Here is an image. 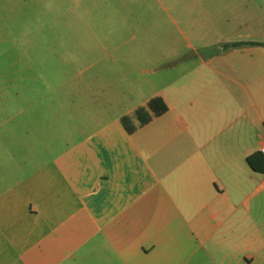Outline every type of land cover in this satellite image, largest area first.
Returning a JSON list of instances; mask_svg holds the SVG:
<instances>
[{"label": "crops", "instance_id": "crops-1", "mask_svg": "<svg viewBox=\"0 0 264 264\" xmlns=\"http://www.w3.org/2000/svg\"><path fill=\"white\" fill-rule=\"evenodd\" d=\"M243 49L192 92L167 84L74 138L75 118L4 135L0 264H264V173L246 162L264 145V46Z\"/></svg>", "mask_w": 264, "mask_h": 264}, {"label": "rangeland", "instance_id": "rangeland-1", "mask_svg": "<svg viewBox=\"0 0 264 264\" xmlns=\"http://www.w3.org/2000/svg\"><path fill=\"white\" fill-rule=\"evenodd\" d=\"M250 41L264 0H0V140L72 118L74 138L167 84L192 92Z\"/></svg>", "mask_w": 264, "mask_h": 264}, {"label": "trees", "instance_id": "trees-1", "mask_svg": "<svg viewBox=\"0 0 264 264\" xmlns=\"http://www.w3.org/2000/svg\"><path fill=\"white\" fill-rule=\"evenodd\" d=\"M243 44H251V45H262L264 46V43L262 42H255V41H250V42H232L228 43L224 46V48L228 47H239ZM147 108L152 112L153 115L157 116L160 114H163L164 112L167 111V105L163 101V99L159 96L152 97L148 102H147ZM135 115L138 119L139 124H145L148 122L151 118V115L148 113H145L142 108L137 109L135 112ZM122 123L124 124V127L128 132H132L134 129V126H130L128 124V118L127 117H122ZM246 162L250 166V168L256 172H261L264 173V155L261 154L259 151L253 152L249 154L246 157Z\"/></svg>", "mask_w": 264, "mask_h": 264}, {"label": "built area", "instance_id": "built-area-1", "mask_svg": "<svg viewBox=\"0 0 264 264\" xmlns=\"http://www.w3.org/2000/svg\"><path fill=\"white\" fill-rule=\"evenodd\" d=\"M261 154H263L264 155V145L263 146H261L260 148H259V150H258Z\"/></svg>", "mask_w": 264, "mask_h": 264}]
</instances>
